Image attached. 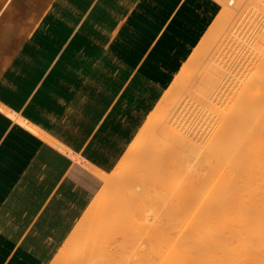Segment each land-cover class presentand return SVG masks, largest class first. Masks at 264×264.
<instances>
[{"label":"crops","instance_id":"obj_1","mask_svg":"<svg viewBox=\"0 0 264 264\" xmlns=\"http://www.w3.org/2000/svg\"><path fill=\"white\" fill-rule=\"evenodd\" d=\"M222 2L0 0V264L53 263Z\"/></svg>","mask_w":264,"mask_h":264},{"label":"bare ground","instance_id":"obj_2","mask_svg":"<svg viewBox=\"0 0 264 264\" xmlns=\"http://www.w3.org/2000/svg\"><path fill=\"white\" fill-rule=\"evenodd\" d=\"M225 1L232 7L239 5L238 0ZM261 1L257 24H251V12H241L243 16L233 20L231 29L227 28L229 33L210 45L208 52L206 48V54L202 53L205 50L200 52L205 55L198 68H192L183 82L178 80L183 83L176 89L178 97L172 99L173 91L166 90L138 132L137 141L126 151L136 152L134 164L126 158L128 161L115 167V173L102 172V190L52 264L65 263L73 252L78 253L79 264H91L102 253L107 257L99 264H112L122 248L120 243L113 244L117 242L115 231L124 233L126 240V230H137V215L144 225L149 216L159 213L170 222L168 228H174V235L166 237V264H264V98H260L264 94V0ZM200 42L199 51L204 48ZM245 74L250 75L255 89L260 85L261 100L252 102L247 97L238 113H227L220 106L223 93L233 85L239 89ZM207 76L213 80L206 85ZM189 77L193 82H188ZM218 124L224 128L212 144ZM196 139L200 141L197 149L192 145ZM201 148L207 152L206 157L197 163ZM212 156L216 159H210ZM203 163L214 170L213 179L205 174L200 178L196 165ZM132 164L134 171L124 176L130 187L119 188L122 171ZM183 178L184 184L179 186ZM78 244L81 248L78 246L75 252ZM72 261L69 264H78Z\"/></svg>","mask_w":264,"mask_h":264},{"label":"rangeland","instance_id":"obj_3","mask_svg":"<svg viewBox=\"0 0 264 264\" xmlns=\"http://www.w3.org/2000/svg\"><path fill=\"white\" fill-rule=\"evenodd\" d=\"M231 1V0H230ZM238 4L236 5L238 6L236 7H232L230 5L227 4V2L225 0H223L222 2V10L220 12V14L218 15V17L215 19V21L212 23L211 27L209 28V30L207 31V33L205 34L204 37L206 38H202L201 41H203V46L204 48H201L199 51V47L198 50L197 48H195L191 54L187 57V59L183 62V64L180 66L179 70L176 71V74H174L171 79L168 81V83L166 84L164 91L168 90H172V99H176L178 97V92H176V89H178V87H180L188 74L190 73V70H192V68H194V70H196L195 68H198V64L199 62L204 58L203 56L209 51V48H211L213 45L222 35H225L226 33H229L228 29L229 27L232 25L233 20H237L240 19L244 14L246 13H250V18H251V24L252 22L257 24V21H255L256 19V15L257 13H260V8H262L263 4L261 0H238ZM253 1V2H252ZM241 3V4H240ZM250 4V6H249ZM258 4H260L259 6H257ZM248 7H247V6ZM252 8V10L255 7V10H249L250 8ZM228 8V9H226ZM242 8H244L242 10ZM246 8V10H245ZM249 8V9H248ZM226 9V10H225ZM257 9V10H256ZM244 11V12H243ZM258 11V12H257ZM241 12H243V15ZM231 13V14H230ZM256 13V14H255ZM262 14V13H261ZM254 15V16H253ZM222 16V17H221ZM241 16V17H240ZM239 17V18H238ZM237 18V19H236ZM221 23H219V22ZM227 22V23H226ZM218 26V27H217ZM227 26V27H226ZM226 27V28H225ZM232 27V26H231ZM230 27V29H231ZM213 28V29H212ZM217 28V29H216ZM228 28V29H227ZM227 30V32H226ZM221 32V33H220ZM218 33V34H217ZM223 33V34H222ZM220 34V35H219ZM213 35V36H212ZM218 35V36H217ZM213 37V38H212ZM216 37V38H215ZM206 40V41H205ZM214 40V41H213ZM210 42V43H209ZM207 48V52L206 49ZM197 50V51H196ZM205 52H202L204 51ZM205 53L202 54L203 56H201V53ZM197 54V55H196ZM199 54V55H198ZM202 57V58H201ZM195 72V71H194ZM193 72V73H194ZM192 73V74H193ZM196 73V72H195ZM195 73L192 75V77L195 75ZM264 73V72H263ZM248 74H250L248 72ZM245 74L242 78H240V85L241 87L235 88V85H233L231 88H227L224 93H223V97H222V101L220 103L221 108H225V111H227V113H233V112H237L241 109V106L243 105L245 99L248 97V99H250L252 102H254L256 99H263L264 94L262 96H260V94L263 93L262 89H259V84L257 83V85H259L256 89L255 86L249 81L250 79V75ZM248 75V76H247ZM263 75V74H262ZM247 76V77H246ZM181 77V80H180ZM191 77V76H190ZM189 77V78H190ZM249 77V78H248ZM209 78V79H208ZM175 79V80H174ZM192 79V80H191ZM181 82H179V81ZM213 80L212 76H207L205 78V84H210ZM188 81V79H187ZM186 81V82H187ZM188 82H193V78H190V81ZM187 82V83H188ZM262 85V84H261ZM162 93V95H163ZM174 93V94H173ZM178 93V94H177ZM162 95L160 96V98L162 97ZM260 96V98H259ZM159 98V99H160ZM170 99V100H172ZM174 99V100H175ZM173 100V101H174ZM156 103L154 105V107L151 109V111L147 114V116L155 109ZM165 112V111H164ZM147 116L145 117V119L143 120L141 126L138 128L137 132L135 133L133 139L131 140V142L127 145V147L125 148V151H123L119 161L117 162V164L115 165V167L119 168V165H121L120 163L124 162V161H128L129 158V162L133 163L135 162L136 158L134 159V156L136 157V152H131L129 154V152L127 153L126 151L130 148L129 146L132 143H135L137 140H135L136 135L138 134L140 128L143 126V123L145 122ZM223 124H218L216 125L217 127L215 128L214 132H213V136H212V140L211 143L214 144L215 142H217V137H218V131L223 130L224 126H222ZM217 140V141H216ZM220 141V140H219ZM225 141V139H224ZM200 144L199 139H196L192 145L195 147V149H197V147H199L198 145ZM207 143H204V145ZM126 153L128 155H126ZM205 153H207L205 150L203 151V149L201 148V150H199V154H198V158L196 160V162L198 163L200 160L204 159L203 157H206ZM205 155V156H204ZM211 156V155H209ZM132 158V159H131ZM216 159V156H212L210 157V159ZM131 159V161H130ZM218 161L216 163H219V159H217ZM129 166L127 169L122 171V177L119 180V183L117 186H119V188H121L122 186H126L130 187L129 184V180H126L124 178V176L131 171V169H133L134 171V165ZM221 164H225V163H221ZM202 165V166H201ZM220 166V165H219ZM222 166V165H221ZM112 168L109 172H116L118 169L117 168ZM202 167V168H201ZM206 167H208L206 169ZM210 166L208 165H204L203 164H199L196 165L197 171L199 172L200 178H202V175L205 174V177H207L209 180L213 179L215 176L212 175L213 173V169L209 168ZM175 168V167H174ZM211 170V171H210ZM132 173V172H131ZM202 173V174H201ZM208 174V175H207ZM207 175V176H206ZM209 175H211L210 177H208ZM213 176V177H212ZM204 177V175H203ZM203 179L204 181L207 180ZM184 178L181 180V182L179 183V186H182L184 183ZM202 180V181H203ZM116 186V187H117ZM98 197V196H97ZM150 211H147L146 214H149ZM142 218V217H141ZM150 219V220H149ZM149 219L146 220V224L141 225L142 219H140V216L137 215V230H135V232H131V230H126V240L124 239L125 237L123 236L124 233H120V232H116L115 234L116 236V240L117 242H114L113 244L117 243L122 246V248L119 250L120 254L117 255L116 257H113L112 259V264H159L161 262V264H166V258H167V252H168V248H167V240L166 237L169 236H173L174 235V228H168L169 227V223L167 221L166 216L163 213H159L157 215L153 216H149ZM140 220V221H139ZM150 221V222H149ZM148 222V223H147ZM163 228V229H162ZM160 229V230H159ZM162 229V233L160 232ZM158 231V232H157ZM151 232V233H150ZM160 232V233H159ZM166 232V235L164 234ZM157 234V236H156ZM159 234V235H158ZM161 234V236H160ZM160 236V238H159ZM164 237V238H163ZM159 239L157 241V239ZM129 239V240H128ZM164 239V240H163ZM132 240V241H131ZM162 241V243H160ZM101 242V240H100ZM152 242V243H151ZM154 242V243H153ZM157 242V243H156ZM166 242V243H163ZM104 243V242H103ZM126 243V244H125ZM112 244V245H113ZM155 244V246H154ZM158 244V245H157ZM153 245V246H152ZM163 245V246H162ZM80 247V244L77 245L76 249ZM134 246V247H133ZM151 246L153 247V249L151 248ZM157 246V247H156ZM160 246V247H159ZM137 247V248H136ZM163 249H162V248ZM135 248V249H134ZM165 248V249H164ZM75 252L78 251L79 249L76 250ZM151 251H150V250ZM167 249V250H166ZM155 250V251H154ZM160 251V252H159ZM163 251V253H162ZM166 252V253H165ZM78 253L76 252V254L71 253L70 255V261L74 262V263H80L79 261H77V259L79 258L78 256H76ZM126 254V255H125ZM128 254V255H127ZM73 255V256H72ZM162 255V256H161ZM166 255V256H165ZM106 256V255H105ZM105 256L102 254L98 255V260L97 257L95 258V262L93 261L92 263L94 264H99L103 258H105ZM121 258H120V257ZM125 256V257H124ZM160 256V257H159ZM107 257V256H106ZM72 258V260H71ZM76 258V259H75ZM117 258V259H116ZM163 258V259H162ZM165 259V260H164ZM118 260V261H116ZM136 260V261H135ZM77 261V262H75ZM125 262V263H123ZM127 262V263H126ZM135 262V263H134ZM159 262V263H158ZM91 263V264H92ZM89 264V263H87ZM104 264V263H103Z\"/></svg>","mask_w":264,"mask_h":264}]
</instances>
